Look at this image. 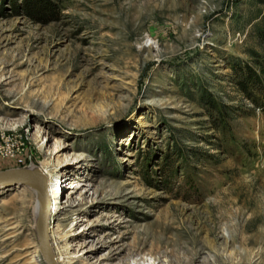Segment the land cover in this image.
I'll return each mask as SVG.
<instances>
[{
  "label": "rangeland",
  "instance_id": "1",
  "mask_svg": "<svg viewBox=\"0 0 264 264\" xmlns=\"http://www.w3.org/2000/svg\"><path fill=\"white\" fill-rule=\"evenodd\" d=\"M52 2L0 0V170L58 182L56 263L264 264V0ZM37 199L0 264H47Z\"/></svg>",
  "mask_w": 264,
  "mask_h": 264
},
{
  "label": "water",
  "instance_id": "2",
  "mask_svg": "<svg viewBox=\"0 0 264 264\" xmlns=\"http://www.w3.org/2000/svg\"><path fill=\"white\" fill-rule=\"evenodd\" d=\"M9 183L13 185L33 184L38 197L41 200V208L35 224V233L38 240V248L47 264H55L46 233V210L48 199L44 189V175L34 168H11L0 170V184Z\"/></svg>",
  "mask_w": 264,
  "mask_h": 264
},
{
  "label": "bare ground",
  "instance_id": "3",
  "mask_svg": "<svg viewBox=\"0 0 264 264\" xmlns=\"http://www.w3.org/2000/svg\"><path fill=\"white\" fill-rule=\"evenodd\" d=\"M47 147H48V144L46 142V143H44V148L47 149ZM27 168H29V167H27ZM31 168H34V167H31ZM44 182H45L44 183V189H45V193H46V196H47V199H48V205H47V210H46V218H45L46 233H47V238H48L47 218L49 217V215L53 212V210L56 207V203H55L56 202V198L55 197H57V195H58L57 193L59 192V186H58V182H55V179H53L52 176H44ZM21 185H23V184H21ZM29 185L33 186L34 192L36 193V189H35L34 185L33 184H29ZM17 186H19V185H17ZM47 191H48V193H47ZM48 194H49V196H48ZM49 197H50V199H49ZM37 198L38 199H37L36 205H35V221H34L35 224H36V221H37V218H38V214H39V211H40V208H41V200L38 197V195H37ZM50 200H51V205H50ZM48 243H49V238H48ZM49 246H50V244H49ZM50 248H51V246H50ZM51 252H52V249H51ZM52 256H53V253H52ZM53 259H54V256H53ZM54 261H55V259H54ZM55 264H57L56 261H55Z\"/></svg>",
  "mask_w": 264,
  "mask_h": 264
},
{
  "label": "trees",
  "instance_id": "4",
  "mask_svg": "<svg viewBox=\"0 0 264 264\" xmlns=\"http://www.w3.org/2000/svg\"><path fill=\"white\" fill-rule=\"evenodd\" d=\"M23 4L38 12H47L52 9L53 0H21ZM257 79V78H256Z\"/></svg>",
  "mask_w": 264,
  "mask_h": 264
}]
</instances>
